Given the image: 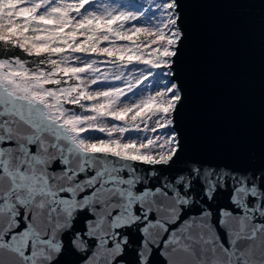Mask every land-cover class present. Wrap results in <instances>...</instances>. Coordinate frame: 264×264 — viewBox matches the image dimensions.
Returning a JSON list of instances; mask_svg holds the SVG:
<instances>
[{
	"label": "snow or ice",
	"instance_id": "snow-or-ice-1",
	"mask_svg": "<svg viewBox=\"0 0 264 264\" xmlns=\"http://www.w3.org/2000/svg\"><path fill=\"white\" fill-rule=\"evenodd\" d=\"M181 0H0V264H264V143L188 155Z\"/></svg>",
	"mask_w": 264,
	"mask_h": 264
},
{
	"label": "water",
	"instance_id": "water-1",
	"mask_svg": "<svg viewBox=\"0 0 264 264\" xmlns=\"http://www.w3.org/2000/svg\"><path fill=\"white\" fill-rule=\"evenodd\" d=\"M178 127L188 155L264 143V0H181Z\"/></svg>",
	"mask_w": 264,
	"mask_h": 264
}]
</instances>
